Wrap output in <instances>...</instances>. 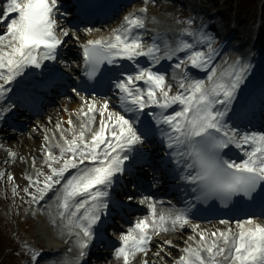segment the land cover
Returning <instances> with one entry per match:
<instances>
[{
    "label": "snow or ice",
    "instance_id": "obj_1",
    "mask_svg": "<svg viewBox=\"0 0 264 264\" xmlns=\"http://www.w3.org/2000/svg\"><path fill=\"white\" fill-rule=\"evenodd\" d=\"M143 3L107 36L93 38L100 29L81 24L111 10L104 0H77L74 11L63 0H0V119L34 107L40 89L65 78L58 65L66 64L62 51L69 43L78 45L82 57L80 83L71 89L81 101L76 119L58 122V137L44 136L42 165L37 168L33 159L36 171L25 176V187L7 176L12 196L28 204L31 216H46L71 245L66 253L74 255L51 264H86L113 213L126 207L117 188L146 166L154 180L159 172L182 182L191 199L164 208L163 201L141 194L138 203L147 214L126 220L130 226L119 232V246L110 244L116 264H156L151 256L166 264L164 256L172 255L166 247L176 245L157 238L182 236L188 228L193 234L172 264H264V130L242 127L257 115L264 124V81L257 88L251 80L255 53L217 63L224 48L191 16L175 21L183 25L178 31L156 32L148 43V25L157 21L148 16L149 0ZM8 156L15 159L16 153ZM129 183L136 188L134 180ZM123 195L136 199L134 192ZM217 201L244 218L220 219L227 227L203 229L194 222L202 211L198 205L214 212ZM21 246L28 264H41L42 250L27 240Z\"/></svg>",
    "mask_w": 264,
    "mask_h": 264
},
{
    "label": "bare ground",
    "instance_id": "obj_2",
    "mask_svg": "<svg viewBox=\"0 0 264 264\" xmlns=\"http://www.w3.org/2000/svg\"><path fill=\"white\" fill-rule=\"evenodd\" d=\"M189 0H181V4H186ZM178 1L177 0H149V3L147 6H150L151 10H148V16L149 18H155L157 23L152 24L149 23L148 27L154 28L153 26H156L157 24H159L162 21H165L168 17V14L171 13L174 10V7L176 6V3ZM143 0H141V4L139 5H135L130 11H133V9H138L141 6H143ZM200 9L203 11L205 7H201L199 6ZM129 11V12H130ZM152 11L154 12H160V14L158 15H152ZM120 24L119 21H117V26ZM114 25V26H116ZM116 26V27H117ZM102 29H106V26H102ZM107 28H110V25L107 26ZM109 33V31H105L103 34L101 35H95L93 33V38H99V37H103V36H107ZM85 36H81V42H83V40L85 39ZM242 42H244L247 39V35L245 34V32L243 31L242 35ZM222 40V38H221ZM230 44L235 46V49L239 50L240 53H243V47H241L240 49L239 44L236 45V42L234 40V38L232 37V39L230 40ZM68 45H74L73 43H69ZM71 59H75V56H72L69 58V60ZM223 59H228L229 62H231L232 60H234L233 57H230V55H228V53H226L225 57H220L217 60V63H220L221 60ZM69 65V64H67ZM64 98L66 100H64ZM63 99H60L59 102H57V107H54L53 109H45V115H43L41 118H38L39 122H35V124L31 121V125H34L32 128L30 127V129H28V132L26 134H19V137H15L13 139L10 138V140H6V142H4L2 144V146L0 147L1 152H15L16 153V158L12 159L11 162L12 163H4L2 160H0V172H2L1 170L6 167L9 166L11 168H18L20 167V169L23 170V168H29L27 171L31 172L33 175L36 171V169H31L29 167V162L33 159L36 160H41V156L43 154H40V147L44 146L45 141H44V136L47 134L49 136H51L54 132L56 133V136L58 137L59 133L56 131L55 125L58 122H64L67 121V119L69 118V116H72V119L75 120V112L76 110L79 108L81 101L79 100L78 97H76L74 94L70 93L69 95L64 96ZM64 110L62 111L61 110ZM57 109V110H56ZM58 110H59V114H58ZM54 115H57L58 118L61 117L60 119L54 118ZM54 118V119H52ZM56 120V121H54ZM38 123L42 126L39 127ZM64 127H67V124H64ZM16 136V135H15ZM0 155H2L0 153ZM8 153L6 155L3 156V158L7 157ZM27 162V163H26ZM38 165H42V162H39ZM17 176V175H16ZM14 176V177H16ZM159 177H160V181H169L170 184H168V186L170 188H173V180L171 176H164L161 177V174L159 173ZM7 179V175H5L3 178H0V185L3 184V182ZM164 184V183H163ZM164 189V191L159 192L158 194H163V196L169 195L172 196V199H174V201H172L171 199V204L169 203H164L162 205V207L164 208H168L171 207V205H176L177 207H181L179 202L177 201V197L175 198V196H177V194L179 193L177 191V189L175 191L171 190L170 188ZM160 194V195H161ZM24 194H21V196H23ZM43 203V202H42ZM32 207H36L35 205H33ZM46 218V222L44 220L41 219V217H38V219L40 220H36V216L33 217L31 216L32 220H36L34 221L33 226L36 227V234L38 239L44 241L46 243L45 247H46V255L44 256L41 264H51V262L53 261H57L60 258H62L65 254L72 256L74 255L73 253H66V250L68 247H70V244H66L64 243V237H61V235L59 234V231L56 228H53L52 225L49 223V220L46 216H44ZM141 217V216H138ZM136 219V218H135ZM221 227V226H219ZM192 231L190 228H188L187 230H185L183 232V235L181 236L179 233H173V234H161V236L159 238H157L161 243L164 239H171L173 241V243L176 245L175 248L169 249L166 247L165 251H171L172 255L171 256H164V260L166 262V264H172V261L174 258H178L179 255H181V252L179 251L181 248H183L184 245V241L186 240V238L191 235ZM156 250L155 247H153L152 251L154 252ZM151 256V253H150ZM151 258L153 260L156 261V264H159V258L151 256ZM95 264H116V261L114 260L113 256H106V257H102V259L100 258L99 260L96 261Z\"/></svg>",
    "mask_w": 264,
    "mask_h": 264
},
{
    "label": "rangeland",
    "instance_id": "obj_3",
    "mask_svg": "<svg viewBox=\"0 0 264 264\" xmlns=\"http://www.w3.org/2000/svg\"><path fill=\"white\" fill-rule=\"evenodd\" d=\"M204 1L207 0H195V3L202 6H207L204 4ZM220 1H227L224 6H220ZM209 0V3H215L218 9H221L223 15L227 18L233 17V15L238 16V20L241 23V26L254 25L255 21L258 19V7L255 6L258 0ZM191 6L194 5V0H190ZM229 8L230 12L227 11ZM264 11V5L262 6ZM264 18V15H263ZM263 26V22H261ZM57 110V109H56ZM59 112V110H58ZM11 174L13 171L10 172ZM19 181L21 179H18ZM18 186L25 187L27 182L22 179V183H17ZM3 190L0 188V194ZM10 195V194H9ZM11 196V195H10ZM4 207H7L5 210ZM10 202L8 195L0 201V260L4 259L0 264H28V256L25 255V252L19 250L21 242L27 240L28 237L34 241L33 245L37 243L43 244L42 240H38L36 236V231L31 222L27 224V217L25 218L22 213L19 216L16 214V206L13 207L14 211L9 214ZM8 217H13V221H10ZM16 218H19L18 220ZM2 223V224H1ZM32 245V244H30ZM11 247H16L15 254L7 249ZM23 249V248H22ZM19 253V254H18ZM17 256H20L21 260L16 261ZM1 262V261H0Z\"/></svg>",
    "mask_w": 264,
    "mask_h": 264
}]
</instances>
